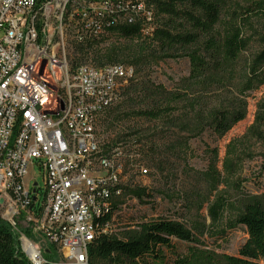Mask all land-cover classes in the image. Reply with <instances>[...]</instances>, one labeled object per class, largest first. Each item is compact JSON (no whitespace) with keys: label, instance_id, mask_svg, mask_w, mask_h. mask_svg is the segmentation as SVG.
Returning <instances> with one entry per match:
<instances>
[{"label":"built area","instance_id":"2783aa9c","mask_svg":"<svg viewBox=\"0 0 264 264\" xmlns=\"http://www.w3.org/2000/svg\"><path fill=\"white\" fill-rule=\"evenodd\" d=\"M127 21H141L151 35L154 7L144 0H0V221L29 264H89V213L122 202L121 155L100 150L96 124L134 70L84 64L72 71L63 31L71 27L83 44Z\"/></svg>","mask_w":264,"mask_h":264},{"label":"rangeland","instance_id":"374dc122","mask_svg":"<svg viewBox=\"0 0 264 264\" xmlns=\"http://www.w3.org/2000/svg\"><path fill=\"white\" fill-rule=\"evenodd\" d=\"M223 1L226 11L239 6L242 14L254 9L256 3L264 2ZM154 15V28L163 27L168 19L156 15L155 10ZM247 18L248 22L241 28L249 44L235 63L230 65L226 81L204 87L190 86L182 82L190 73L188 58L182 56L159 61L134 76L115 119L106 117L105 113L98 118V130L105 142H114L121 137V141H125L132 133H137L135 136L145 147H154V163L147 160L141 163L144 166L142 169L147 170L146 175H140L141 168H133L123 175L122 183L126 190L122 202H117L107 236L123 240L126 233L137 232L139 224L161 218L182 224L197 243L188 244L171 239V248H160V257L157 261L151 259V263L173 264L178 256L184 255L187 248L193 245L216 255L237 256L239 248L247 239L244 227L236 225L235 220L240 212L241 197L261 193L264 67L258 74L262 84L253 82V88L248 91L244 87L246 79H249L247 75L253 56L261 49L264 14L259 16L250 12ZM177 25L189 29L187 24L178 21L173 32L180 30ZM108 35L95 47V51L122 42L116 33ZM63 39L65 58L69 62L75 43L71 27L63 31ZM84 63L92 65L89 60ZM44 75L46 72L42 71L37 78ZM150 84L154 85V95L148 96L145 86ZM180 98H184V102L177 100ZM171 101L175 103L168 105ZM161 105L170 107V115L164 120L149 121L134 116L138 111ZM219 112L230 119L235 114H243V120L233 124L227 132L219 133L214 127L208 126V121ZM195 115L202 117L206 123L198 135L189 138ZM169 117L175 122L174 125L168 122ZM255 132L259 134L254 136ZM171 145L176 146L174 152L168 150ZM34 174L41 186V175L37 170ZM138 188L145 190L151 198L141 203L131 198L128 191ZM217 199L225 203V208L219 213L218 220L213 221L208 215V208Z\"/></svg>","mask_w":264,"mask_h":264},{"label":"trees","instance_id":"16d2710c","mask_svg":"<svg viewBox=\"0 0 264 264\" xmlns=\"http://www.w3.org/2000/svg\"><path fill=\"white\" fill-rule=\"evenodd\" d=\"M152 5L156 15H163L167 22L163 27L154 28L149 36H144L143 25H119L110 28V34L116 33L121 39L117 45H109L107 48L95 51V47L103 38L87 41L83 44L74 43L70 56L69 66L73 71L76 67L84 65L89 60L92 66L123 64L131 66L134 70L133 78L128 80V86L119 90L117 101L104 113L106 117L119 112L120 103L124 94L129 92L130 84L135 75L159 61L186 57L190 63V73L182 82L190 86L204 87L211 83L224 82L231 64L235 63L239 55L244 52L249 44V39L243 36L242 26L248 22L249 13L264 14V2L256 3L254 9L242 14V8L234 6L226 11L223 0H144ZM225 13V14H224ZM224 14V15H223ZM155 18V15H154ZM178 21L189 26V29L174 30ZM108 35L107 37H109ZM261 49L253 56L249 68V79H246L244 90L253 88V82L262 84L258 79L260 69L264 67V38L260 39ZM156 45V47H154ZM161 48L159 49L155 48ZM181 52V53H179ZM84 63V64H83ZM145 93L154 95V85L145 86ZM158 89L159 87H155ZM164 92V91H163ZM178 97V94L176 95ZM174 98V97H173ZM184 102V98L177 99ZM175 103L171 101L168 103ZM170 107L151 106L147 110L138 111L134 116L149 120H164L170 115ZM103 113V114H104ZM168 122H175L169 117ZM243 120V114H235L228 117L224 113H215L208 121V126L214 127L219 133L227 132L231 126ZM262 120V117L260 118ZM194 124L189 138L198 135L206 121L199 115H195ZM257 122V120H256ZM96 134L100 150L109 154L117 150L121 155L124 172L133 168L144 167L141 163H154V147H145L137 136L132 133L125 141L122 137L116 141L105 142L96 124ZM259 133L255 132V135ZM264 140V139H263ZM176 146H170L169 151H175ZM262 184L261 193L251 196H242L240 212L235 224L245 229L247 239L239 248L237 256L216 255L196 246L187 248L186 253L178 256L173 264H264V163L260 167ZM123 188V192H125ZM131 198L142 202L150 199L145 190L133 189L128 191ZM117 202H114V209ZM225 208V203L217 199L208 208V215L213 221L218 220L219 213ZM110 218V217H108ZM137 232L126 233L123 240L111 239L102 236L94 241L89 250V264H154L151 259L157 261L160 257V248H171V239L183 243L197 244L192 233L182 224L167 219H157L138 225ZM0 264H27V261L17 253L16 240L7 224L0 221Z\"/></svg>","mask_w":264,"mask_h":264},{"label":"bare ground","instance_id":"6f19581e","mask_svg":"<svg viewBox=\"0 0 264 264\" xmlns=\"http://www.w3.org/2000/svg\"><path fill=\"white\" fill-rule=\"evenodd\" d=\"M141 21H127L126 25H133V24H140ZM121 25V23H111L109 26H106L104 28V35H108L110 28H115L117 26ZM100 39L99 35H90L85 37L83 39V43L87 41H94ZM114 202H107L106 205H102L100 211H91L89 213V243H93L96 239L99 238L100 230H101V224H105L108 217H112L113 212L115 211ZM110 225V224H109ZM15 237V233H12ZM16 240V239H15ZM20 254V253H18ZM21 255V254H20ZM24 258V257H23ZM24 260L27 261V259L24 258ZM27 264H29V261H27Z\"/></svg>","mask_w":264,"mask_h":264}]
</instances>
